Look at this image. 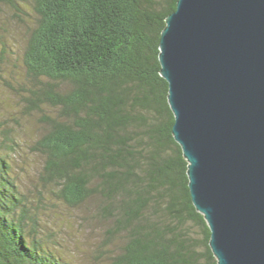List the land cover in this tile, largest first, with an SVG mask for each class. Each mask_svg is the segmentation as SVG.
I'll return each instance as SVG.
<instances>
[{"label":"trees","instance_id":"obj_1","mask_svg":"<svg viewBox=\"0 0 264 264\" xmlns=\"http://www.w3.org/2000/svg\"><path fill=\"white\" fill-rule=\"evenodd\" d=\"M178 1L0 0V13L32 22L23 103L49 126L33 149L45 158L41 179L70 206L97 200L107 238L122 240L111 264H218L161 75ZM18 134L0 116V264H73L48 243L13 176Z\"/></svg>","mask_w":264,"mask_h":264},{"label":"water","instance_id":"obj_2","mask_svg":"<svg viewBox=\"0 0 264 264\" xmlns=\"http://www.w3.org/2000/svg\"><path fill=\"white\" fill-rule=\"evenodd\" d=\"M160 62L218 264H264V0H179Z\"/></svg>","mask_w":264,"mask_h":264},{"label":"rangeland","instance_id":"obj_3","mask_svg":"<svg viewBox=\"0 0 264 264\" xmlns=\"http://www.w3.org/2000/svg\"><path fill=\"white\" fill-rule=\"evenodd\" d=\"M30 25L29 18L21 22L9 8L0 13V57L4 58V45L11 49L7 58L0 60V116L19 133L22 145L14 156L13 176L19 179L21 192L41 228L47 230L48 243L59 253L73 264H111L122 240L107 238L108 227L96 215L97 200L70 206L60 197L57 186L46 185L41 179L45 158L33 149L49 126L43 114L27 113L23 103L30 86L22 62ZM45 110L56 117L55 111Z\"/></svg>","mask_w":264,"mask_h":264}]
</instances>
